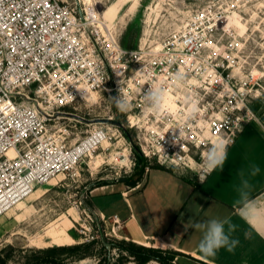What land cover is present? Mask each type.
I'll use <instances>...</instances> for the list:
<instances>
[{"label": "built area", "instance_id": "built-area-1", "mask_svg": "<svg viewBox=\"0 0 264 264\" xmlns=\"http://www.w3.org/2000/svg\"><path fill=\"white\" fill-rule=\"evenodd\" d=\"M94 11L62 0H0V216L112 139L97 126L77 146L49 132L54 109L89 92L117 98L146 159L199 180L210 170V153L256 121L248 103L257 81L242 74L232 46L222 51L214 44L224 15L213 6L193 13L156 51L122 47ZM198 89L212 96L202 109L193 97ZM167 93L176 108L162 107ZM114 122L111 114L96 125L121 129ZM108 219L119 237V217Z\"/></svg>", "mask_w": 264, "mask_h": 264}, {"label": "rangeland", "instance_id": "rangeland-1", "mask_svg": "<svg viewBox=\"0 0 264 264\" xmlns=\"http://www.w3.org/2000/svg\"><path fill=\"white\" fill-rule=\"evenodd\" d=\"M62 1L77 10H95L101 21L116 34L122 47L133 50L142 48L145 51H156L164 40L187 24L193 13L208 5L213 6L224 15V20L213 33V42L222 51H227L232 46L242 74L253 75L256 79L255 89L258 93L249 99L248 106L255 114L256 121L264 126V0ZM197 92L199 93L193 94V97L198 100V106L202 109L211 101L212 96L205 95L201 89ZM184 93L185 91L181 92ZM188 96L187 94L185 97L189 99ZM189 101L193 102L191 99ZM118 108L114 95L109 97L105 92H89L74 105L54 109L55 114L47 121L49 132L63 135L67 144L77 146L91 136L96 126L104 127L112 139L101 142L97 147L93 146L91 152L87 151L83 155L76 169L37 186L27 198L18 201L0 216V258L6 259V264L22 261L25 252L21 250L90 241L94 242V255L80 261H71L70 264H105L108 258L110 264H135L136 261L128 253L111 245L122 239L113 235V224L108 219L110 212L124 214L126 208L119 191L109 193L111 186L122 182V187L126 188L127 181L137 178L138 172V157L133 145L138 146L139 131L126 126L125 115ZM111 114L115 117L114 123L121 122L127 127L129 140L120 128L116 130L114 127L109 126L108 129L105 125H96L98 120L102 121ZM122 155L123 160L120 159ZM146 160L147 168L143 178L149 169L159 165L154 159ZM164 168L173 173L193 174L198 179L197 174L189 170ZM154 175L151 174L149 183L147 179L144 181V188L130 195L134 206L135 200L146 193V188L153 189L151 186ZM115 189L119 190L117 187L113 188ZM95 207L103 210L104 220L95 211ZM55 234L60 236L59 242L63 245L55 244L52 237ZM103 242L107 250L102 248ZM9 247L13 249L10 250ZM119 259L122 261L119 262ZM186 263L187 257L178 251L171 261V264ZM147 264L159 263L152 260Z\"/></svg>", "mask_w": 264, "mask_h": 264}, {"label": "crops", "instance_id": "crops-1", "mask_svg": "<svg viewBox=\"0 0 264 264\" xmlns=\"http://www.w3.org/2000/svg\"><path fill=\"white\" fill-rule=\"evenodd\" d=\"M152 173L155 174L153 189L146 188L134 206L130 195L144 188V181L147 179L149 183ZM122 185V182L113 184L109 193L120 192L126 203L124 214L113 211L108 215L119 217L120 239L173 249L187 257L186 264H264V126L261 123L248 124L235 142L227 146L224 163L214 170L210 168L201 180L193 174L152 168L136 187ZM115 187L119 190H113ZM95 211L104 214L96 207ZM246 213L258 214L259 218L253 219L250 226L241 219ZM213 219L236 225L231 235L239 243L232 251L222 248L214 257H204L198 253L197 244L205 229H197L195 225H207Z\"/></svg>", "mask_w": 264, "mask_h": 264}, {"label": "trees", "instance_id": "trees-1", "mask_svg": "<svg viewBox=\"0 0 264 264\" xmlns=\"http://www.w3.org/2000/svg\"><path fill=\"white\" fill-rule=\"evenodd\" d=\"M117 121H119V119H117ZM121 130L123 135L129 140L130 135L127 127H122ZM133 150L138 157V172L137 178L127 181L128 186L131 188L136 187L137 184L141 182L147 168V160L141 153L139 146L133 145ZM157 168L165 169L160 165H157ZM93 243V241H90L76 245L52 246L44 249H31L27 251L21 250V252H25V256L22 261L16 264H70L71 261H80L93 256ZM111 245L118 250H123L128 253L136 261L135 264H147L152 260L157 261L159 264H171V261L177 254V251L174 250L148 247L124 239L112 243ZM102 248L107 250L105 242L102 243ZM9 249L12 250L13 248L9 247ZM166 254H168V256H166ZM120 261L122 260L119 259V262ZM110 262V258H108L104 263L110 264ZM0 264H6V259L0 258Z\"/></svg>", "mask_w": 264, "mask_h": 264}, {"label": "clouds", "instance_id": "clouds-1", "mask_svg": "<svg viewBox=\"0 0 264 264\" xmlns=\"http://www.w3.org/2000/svg\"><path fill=\"white\" fill-rule=\"evenodd\" d=\"M226 156L227 146H221L219 149L214 150L209 155L207 167L214 170L218 165H222L224 163ZM258 218V214L246 213L241 215V219H243L250 226L252 224V220ZM225 224H228L227 232L225 231ZM195 227L197 229H205L202 239L197 244L198 253L204 257H214L222 248L232 251L239 243V241L232 238L231 235L237 226L231 224L228 220L218 221L213 219L210 220L207 225L196 224Z\"/></svg>", "mask_w": 264, "mask_h": 264}, {"label": "bare ground", "instance_id": "bare-ground-1", "mask_svg": "<svg viewBox=\"0 0 264 264\" xmlns=\"http://www.w3.org/2000/svg\"><path fill=\"white\" fill-rule=\"evenodd\" d=\"M94 13V15H96L95 14V12H93ZM99 22H100V25L103 27V28H105L107 25L103 22V21H101V20H99ZM108 27V26H107ZM88 94V93H87ZM170 96V97H169ZM166 106H168V107H170V108H172V109H174L177 105H176V103H175V101L173 100V97H172V95H170L169 93H167L166 95H165V98H164V102H163V104H162V107H166ZM145 111H146V113L149 111V109L147 108V107H145ZM93 144V143H92ZM123 155L120 157V159L121 160H123ZM53 237V239H54V241H60V238H59V236L58 235H56L55 234V236H52ZM59 245H62L60 242H59Z\"/></svg>", "mask_w": 264, "mask_h": 264}, {"label": "water", "instance_id": "water-1", "mask_svg": "<svg viewBox=\"0 0 264 264\" xmlns=\"http://www.w3.org/2000/svg\"><path fill=\"white\" fill-rule=\"evenodd\" d=\"M115 124H116L117 126L121 127V128L124 127L123 124H122L121 122H116Z\"/></svg>", "mask_w": 264, "mask_h": 264}]
</instances>
